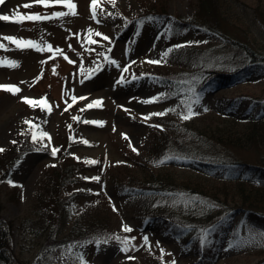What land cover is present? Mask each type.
Returning a JSON list of instances; mask_svg holds the SVG:
<instances>
[{"label":"rangeland","instance_id":"rangeland-1","mask_svg":"<svg viewBox=\"0 0 264 264\" xmlns=\"http://www.w3.org/2000/svg\"><path fill=\"white\" fill-rule=\"evenodd\" d=\"M152 1L100 0L93 11L92 0H71L75 15L56 0H48L47 6L35 0H5L0 5V15L12 16L15 11L48 17L20 23L0 20V85L19 89L13 93L0 88V149L22 132L32 143L0 183V216L12 223L10 264L42 262L46 234H34L29 226L37 223L35 195L50 179L49 172L53 168L61 171L65 163L72 164L73 172L62 191L61 217L54 225L56 237L66 236L88 204L98 209L100 222L107 229L97 245L61 244L55 251L58 264H191L195 260L179 239L152 233L146 223L139 222L133 206L136 191L125 185L135 169L129 160V167L124 164V156L142 161L154 129L163 130L160 119L169 116L171 105L185 100L181 96L163 101L158 78L187 66L164 64L169 47L166 40L172 18H191L197 11L196 0H159L165 4V17L141 19L142 8ZM220 2L224 17L219 24L227 36L246 42L264 56V0ZM25 4L31 7L24 8ZM61 12L68 14L55 15ZM174 34L176 44L198 50L230 46L196 28ZM5 37L32 41L38 47L18 46ZM236 93L263 95L264 76L253 73L236 86L207 92L193 100L192 108L201 109ZM25 98L38 103L30 105ZM40 101H46V106ZM95 101H100V106L89 108ZM59 137L68 138L62 142ZM53 148L58 149L55 156ZM229 222L233 225L213 264L263 261L264 228L238 216ZM125 227L131 231H124Z\"/></svg>","mask_w":264,"mask_h":264},{"label":"trees","instance_id":"trees-1","mask_svg":"<svg viewBox=\"0 0 264 264\" xmlns=\"http://www.w3.org/2000/svg\"><path fill=\"white\" fill-rule=\"evenodd\" d=\"M195 4L197 11L191 18H172L166 40L169 47L164 64L187 66L158 78L163 101L181 96L185 100L171 105L169 116L160 119L163 130L154 129L142 161L124 156V164L129 167V160L135 169L125 185L136 191L133 206L140 223L153 232H167L189 247L195 256L191 264H213L233 225L229 222L232 218L238 216L264 228V94L219 97L200 111L192 108L193 100L243 83L253 73L264 76V56L246 42L227 36L219 24L224 17L220 0H196ZM165 11L164 3L153 0L142 8L141 17H164ZM189 28L208 32L230 46L226 50L224 46L198 50L176 44L174 33ZM67 138L59 137L62 142ZM31 146L22 132L0 152V183ZM71 165L65 163L61 171L53 168L50 179L35 195L37 223L29 226L34 234H46L40 264H58L55 251L61 244L78 241L83 246L97 245L106 233L98 209L88 204L66 236L56 237L54 225L61 217V196L73 172ZM11 236L12 223L0 216V264L13 262ZM257 264H264V260Z\"/></svg>","mask_w":264,"mask_h":264},{"label":"snow or ice","instance_id":"snow-or-ice-1","mask_svg":"<svg viewBox=\"0 0 264 264\" xmlns=\"http://www.w3.org/2000/svg\"><path fill=\"white\" fill-rule=\"evenodd\" d=\"M36 3H39V4H43L45 6L48 5V0H35ZM100 2V0H92V8H93V11L95 10V7L98 5V3ZM114 2V0H113ZM5 3V0H0V5L4 4ZM56 3H64L70 10V13L72 15H75V4H73L71 2V0H56ZM24 8H29L31 7V4H25L23 5ZM68 13H56L55 15L56 16H64V15H67ZM48 17H44V16H41V15H38V14H35V15H20L18 12H13L12 16H9V15H0V20H3V21H10V22H15V23H20V22H23L24 20H41V19H47ZM96 35H100L99 33H96ZM5 39H8L10 41H12L13 43H16L18 46H22V47H38L37 45H35L32 41H23V40H17L16 38L14 37H5ZM104 39H108V37H104ZM90 42H93V41H90ZM49 51L51 50V47L49 46ZM57 51H60L59 49H57ZM12 63V66H16L15 65V62H11ZM149 63H160V61H149ZM126 70V69H125ZM0 88H4L5 90H9V91H12L13 93L15 92H18L19 89L16 88L15 86H7V85H0ZM73 99H75V97H73ZM81 99H83V97H81ZM25 102L30 104V105H34L38 102L36 101H32V100H29L28 98H25ZM39 103L41 104H44L46 106V101H40ZM100 101H95L93 102L92 104H89L88 107L91 108V107H98L100 106ZM50 110V109H49ZM164 113H156L155 115H163ZM184 119H189L190 116H184L183 117ZM74 119H78V118H74ZM86 123H96L95 121H85ZM42 135L46 136L47 133H43ZM33 139H35V137H33ZM85 143H87V141H84ZM0 151H3V149H0ZM58 149H55L53 148L52 149V155L55 156L56 153H57ZM91 163H95V161H91ZM93 179H98L96 177H93ZM124 231H131L130 228H127L125 227L123 229ZM117 239H119V237H116ZM147 239V238H145Z\"/></svg>","mask_w":264,"mask_h":264}]
</instances>
